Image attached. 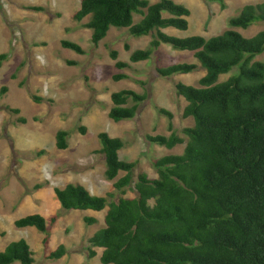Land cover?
<instances>
[{
    "label": "trees",
    "instance_id": "1",
    "mask_svg": "<svg viewBox=\"0 0 264 264\" xmlns=\"http://www.w3.org/2000/svg\"><path fill=\"white\" fill-rule=\"evenodd\" d=\"M221 1L223 9L227 7ZM40 11L41 6H30ZM191 10L175 0H81L74 18L83 27L92 29L95 45L108 35L112 27L127 28L134 36L151 35L149 46L132 52L133 63L150 59L162 44L177 50L193 51L198 63L179 62L158 67L163 77L191 73L200 67L206 74L199 86L176 83L179 96L187 100L184 118L194 124L183 129L184 138L174 129V114L157 106L169 119L171 134H148L147 140L169 149L185 144L183 153L167 154L154 160L157 177L140 172L135 178L136 161L122 159L125 147L121 137L99 133L105 158V176L115 180L114 192L106 196L93 195L81 183L55 187L54 192L66 210L104 211L105 226L89 238L88 253L93 258L102 249L104 264H264V61L255 60L264 53V29L246 37L238 28L247 29L257 21L264 22V2L245 5L240 14L229 19V28L207 38L203 35L179 37L167 28L188 30ZM136 17H139L138 21ZM65 48L81 54L85 49L77 42L62 40ZM130 49V45H126ZM110 56L118 69L131 66L119 60V52ZM8 53L0 54V68ZM239 66L225 81L221 74ZM14 77H16L14 75ZM129 78L117 73L114 80ZM9 87H0L6 94ZM147 93L122 89L111 94L113 106L109 117L114 121L133 119ZM33 99L42 98L34 95ZM19 114V108L6 106ZM18 121L26 123V117ZM86 132L85 127H81ZM69 131L56 134L59 149L69 146ZM45 151L39 152L40 154ZM121 172L125 175L119 177ZM43 184H37L39 189ZM132 188V196H124ZM57 215L48 219L41 213L29 214L15 221L17 227L34 226L48 233ZM88 225L96 217L85 216ZM48 240V234L44 242ZM67 253L61 244L50 255L60 259ZM35 264L30 243L21 238L0 251V264Z\"/></svg>",
    "mask_w": 264,
    "mask_h": 264
},
{
    "label": "rangeland",
    "instance_id": "2",
    "mask_svg": "<svg viewBox=\"0 0 264 264\" xmlns=\"http://www.w3.org/2000/svg\"><path fill=\"white\" fill-rule=\"evenodd\" d=\"M175 1L191 10L190 26L188 30L166 31L179 37L207 38L228 29L229 19L239 15L245 5L264 2L225 0L227 7L223 9L221 1ZM80 3L81 0H0V54L8 53L0 68V87H9L6 94L0 93V250L25 238L34 251L35 264H104L100 259L102 249L96 247L99 254L90 258L88 245L89 238L105 226L106 210H66L54 188L74 182L85 185L93 195H122L114 187L118 178L109 180L105 176V158L98 152L99 133L103 131L124 139L120 156L137 162L135 178L140 172L157 177L154 160L167 154H181L185 148V144H179L169 149L147 140L148 134H171L169 119L159 113L157 106L173 112L174 129L186 138L183 129L192 126L194 119L183 117L187 100L177 94L176 83L199 86V79L206 74L200 67L191 73L161 76L158 67L198 63L193 51L177 50L168 44H162L148 60L131 62L132 52L147 48L152 36H134L127 28L112 27L95 45L92 29L82 26L89 18L82 22L74 18ZM30 6H41L43 10ZM262 29V21L247 29L238 28L246 37ZM65 39L79 43L85 53L63 47ZM112 50H117L119 60L131 66L118 69L110 56ZM255 60L264 61V53ZM239 71V66L234 67L221 74L218 82ZM117 73H126L129 78L116 81ZM122 89L147 93L148 98L133 119L117 122L109 117L113 106L111 94ZM34 95L42 99L35 101ZM6 106L21 112L13 113ZM19 117H26L27 122H19ZM61 129L70 133L66 149L56 145V134ZM123 175L125 172L119 177ZM37 184L43 186L36 189ZM133 194V189L127 188L124 196ZM34 213L43 214L49 223L57 215L46 242L47 234L36 227L15 225L17 219ZM85 216L98 221L88 225ZM61 244L66 245L67 253L60 259H50L49 255Z\"/></svg>",
    "mask_w": 264,
    "mask_h": 264
},
{
    "label": "crops",
    "instance_id": "3",
    "mask_svg": "<svg viewBox=\"0 0 264 264\" xmlns=\"http://www.w3.org/2000/svg\"><path fill=\"white\" fill-rule=\"evenodd\" d=\"M5 247H6V246H5ZM5 247H4V248H5ZM4 248H3V249H4ZM3 249H2V250H3ZM0 251H1V250H0Z\"/></svg>",
    "mask_w": 264,
    "mask_h": 264
}]
</instances>
